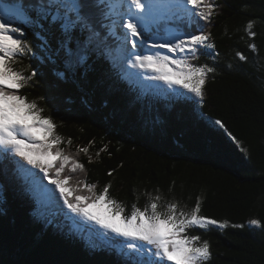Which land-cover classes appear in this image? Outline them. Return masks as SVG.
I'll return each mask as SVG.
<instances>
[{
	"label": "trees",
	"instance_id": "1",
	"mask_svg": "<svg viewBox=\"0 0 264 264\" xmlns=\"http://www.w3.org/2000/svg\"><path fill=\"white\" fill-rule=\"evenodd\" d=\"M15 2L25 5L27 14L37 0ZM211 2L216 7L210 21L196 19L214 47L178 56L215 69L207 74L203 100L180 86L143 77L131 66L130 53L150 54L152 42L134 50L108 35L107 27L102 31L107 47L77 69L75 80L61 63L45 59L40 47L10 63L25 75L36 72L17 94L51 117L62 140L59 148L83 165L73 170L69 163L61 173L68 178L66 188L77 189L70 200L91 195L85 185H95L96 194L110 185L109 197L124 209L123 216L137 207L150 211L156 197L162 212L169 203L190 211L199 201L201 215L227 224L184 233L199 236L198 243L208 241L211 256L205 264H264V0ZM178 21H168L165 32L164 22L154 29L151 24V32L164 39L169 31L197 27ZM29 40L39 45L38 38ZM84 147L87 153L80 151ZM1 150L0 264H135L140 259L127 247L133 241L67 206L39 213L42 198L50 197L45 183L14 153ZM50 161L55 167L59 158ZM103 208L109 215L104 205L90 210ZM252 219L260 224L251 225Z\"/></svg>",
	"mask_w": 264,
	"mask_h": 264
},
{
	"label": "snow or ice",
	"instance_id": "2",
	"mask_svg": "<svg viewBox=\"0 0 264 264\" xmlns=\"http://www.w3.org/2000/svg\"><path fill=\"white\" fill-rule=\"evenodd\" d=\"M32 7L34 11L25 14V5L15 0H0V146L28 165L39 168L59 189L64 204L72 213L133 241L127 247L140 257L135 264H205L211 256L208 241L201 244L199 236L184 233L190 227L212 225L223 229L227 224L201 215L199 201L190 211L169 203L167 211L162 212L156 202L160 197H156L150 204V211L147 207L144 210L137 207L130 216H123L124 209L109 197L110 185L99 194L95 192V185H85L91 195L69 199L77 189H67L68 178L61 177V173L69 163L73 170H83V165L59 148L62 140L55 134L51 117L42 116V109H38L36 103H29L26 97L17 94L36 72L25 75L10 62L40 47L46 54L45 59L53 65L61 63L75 80L77 69L86 66L93 55L107 47L108 37L102 35L107 27L108 35L124 42L131 39L133 49H144L146 42L152 40L150 48L155 49L154 52L130 53L135 58L134 64L152 70L157 73V79L170 86H181L203 100L207 74L215 69L207 65L195 66L186 56L176 57L180 54L195 56L201 47H214L209 43L211 34L199 26L196 18L210 21L216 5L211 0H175L174 3L160 0L159 4H154L153 0H37ZM154 9L158 10V16L154 15ZM174 18L187 19L197 27L194 31H169L167 38L156 42L155 34H149L150 25L164 22L166 27ZM105 20L111 23L105 25ZM247 27L251 29L252 23ZM116 28L126 29V32L117 36ZM250 35L256 34L250 32ZM30 36L33 40L38 38L39 45L32 43ZM250 47L255 49L256 45ZM162 49L167 54H162ZM237 55L241 60L246 59L241 53ZM57 75L63 77L64 73ZM215 124L223 127L220 120ZM80 151L87 153L88 148ZM49 156L59 158L55 167L47 159ZM50 170L52 176H49ZM98 205L106 206L109 215L102 218L90 210ZM250 224L259 225L260 221L252 219Z\"/></svg>",
	"mask_w": 264,
	"mask_h": 264
},
{
	"label": "rangeland",
	"instance_id": "3",
	"mask_svg": "<svg viewBox=\"0 0 264 264\" xmlns=\"http://www.w3.org/2000/svg\"><path fill=\"white\" fill-rule=\"evenodd\" d=\"M171 2H175V0H171ZM153 3L154 4H159L160 3V0H153ZM189 8H191V6H188ZM154 15H159V12H158V10H156V9H154ZM155 38H156V42H162L161 40H159V38H160V35L159 34H156L155 35ZM153 42V41H152ZM155 51V49L153 50V52ZM161 52H162V54H167V51L166 50H160ZM181 55V54H180ZM176 58H179L178 56L176 57ZM136 71H138L140 74H142L143 75V77H145V78H148L149 80H151V81H157V83L158 84H160V85H168V84H166L164 81H162V80H159V79H157L156 77H157V73H154L152 70H150V69H144V68H140L139 66H137V65H135L134 64V61L132 62V65H131ZM170 88L171 87H173V88H176L178 85H168ZM181 87V86H180ZM182 88V87H181ZM40 135H43V133H40ZM47 159L50 161L51 159L52 160H54L53 159V157H51V156H49V157H47ZM22 160V159H21ZM22 162L24 163V164H26L29 168H31V171H33V172H35L38 176H41L42 177V175H43V172H41L40 171V169L39 168H34V167H32L31 165H28L27 163H26V161H24V160H22ZM53 189L55 188L56 189V187L55 186H53L52 187ZM55 201H56V203L59 205V204H61V201H60V198L59 197H55ZM40 205H41V207L39 208V213H41V214H43L44 215V211H45V208L46 207H48L49 205L47 204V203H45V201H44V199L42 200V203H40ZM105 208H103L101 211H98V210H93V212L95 213V214H97V215H99V216H101L102 218H104V217H106V216H108V214H105ZM191 228V227H190Z\"/></svg>",
	"mask_w": 264,
	"mask_h": 264
},
{
	"label": "bare ground",
	"instance_id": "4",
	"mask_svg": "<svg viewBox=\"0 0 264 264\" xmlns=\"http://www.w3.org/2000/svg\"><path fill=\"white\" fill-rule=\"evenodd\" d=\"M186 20H187V19H186ZM187 22H188V20H187ZM195 29H196V27L194 26V27H193V30H195Z\"/></svg>",
	"mask_w": 264,
	"mask_h": 264
},
{
	"label": "clouds",
	"instance_id": "5",
	"mask_svg": "<svg viewBox=\"0 0 264 264\" xmlns=\"http://www.w3.org/2000/svg\"><path fill=\"white\" fill-rule=\"evenodd\" d=\"M32 174H34V173L32 172Z\"/></svg>",
	"mask_w": 264,
	"mask_h": 264
}]
</instances>
